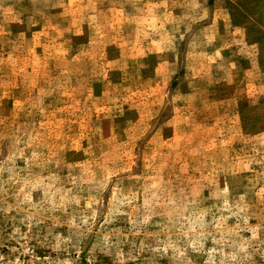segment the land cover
Here are the masks:
<instances>
[{"label":"rangeland","instance_id":"374dc122","mask_svg":"<svg viewBox=\"0 0 264 264\" xmlns=\"http://www.w3.org/2000/svg\"><path fill=\"white\" fill-rule=\"evenodd\" d=\"M0 264H264V0H0Z\"/></svg>","mask_w":264,"mask_h":264}]
</instances>
